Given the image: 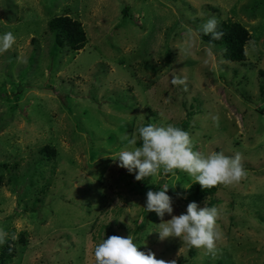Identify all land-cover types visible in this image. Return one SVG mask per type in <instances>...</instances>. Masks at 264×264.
I'll use <instances>...</instances> for the list:
<instances>
[{"label": "rangeland", "instance_id": "rangeland-1", "mask_svg": "<svg viewBox=\"0 0 264 264\" xmlns=\"http://www.w3.org/2000/svg\"><path fill=\"white\" fill-rule=\"evenodd\" d=\"M57 15L81 22L82 47L57 44L48 25ZM210 17L248 29L242 63L201 40ZM7 31L16 39L0 52V258L9 246L8 264H95L104 238L130 235L165 262L264 264V0H0ZM187 111L194 150L238 152L246 171L212 196L215 254L158 236L186 211L192 177L177 169L137 180L114 159L121 136L176 125ZM164 184L173 213L160 217L144 206Z\"/></svg>", "mask_w": 264, "mask_h": 264}, {"label": "clouds", "instance_id": "clouds-1", "mask_svg": "<svg viewBox=\"0 0 264 264\" xmlns=\"http://www.w3.org/2000/svg\"><path fill=\"white\" fill-rule=\"evenodd\" d=\"M203 34L210 35L213 40L222 37L215 17L208 18L200 29ZM11 31L0 34V52L8 50L15 42ZM191 48V43L188 44ZM187 52V49H185ZM173 84L185 85L184 78H174ZM137 134L139 145L137 146ZM123 144L118 155L114 157L117 166L135 173V179L157 175L161 170L174 173L179 169L198 182L202 189L219 185L239 183L246 176L241 164V155L227 156L221 151L202 153L194 150L190 134L183 128L171 123H148L140 126L134 134L120 137ZM185 186V187H189ZM168 184L161 185L158 191L149 189L146 193L147 211H154L158 216L173 213L172 198L168 194ZM219 210L215 206L200 207L197 202L188 203L186 211L158 225L160 240L168 237H179L190 247L204 248L215 254L217 241L221 233L217 227ZM7 233L0 230V244L5 243ZM15 237H13L14 239ZM95 264H176L157 259L149 251L138 250L137 243L130 235L121 237L108 236L94 248Z\"/></svg>", "mask_w": 264, "mask_h": 264}, {"label": "trees", "instance_id": "trees-1", "mask_svg": "<svg viewBox=\"0 0 264 264\" xmlns=\"http://www.w3.org/2000/svg\"><path fill=\"white\" fill-rule=\"evenodd\" d=\"M127 6L123 8V14L127 16ZM50 30H54L57 35L56 42L58 45H67L71 49H78L82 47L86 40V35L83 26L79 20L72 19L68 15H57L53 17L49 23ZM218 30L223 32V35L218 40H213L210 35H205L199 30L198 35L204 42L211 45H223L224 50L222 56L229 61L242 63L246 59L245 44L250 38L248 29L242 25L239 21L233 20H219ZM260 111L264 112V108H260ZM191 111H187L186 117L182 119L176 125L187 130L189 126V120ZM43 152L53 155V150L49 147L42 148ZM1 182V180H0ZM217 186L212 188L202 189L198 182H192L187 188V195L185 200L187 202H201L206 201L207 206H212V196L217 191ZM24 234V232H21ZM191 252V250H190ZM192 253V252H191ZM13 251L11 247L5 246L3 248V257L0 258V264H8Z\"/></svg>", "mask_w": 264, "mask_h": 264}]
</instances>
